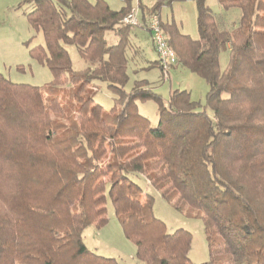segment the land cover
I'll list each match as a JSON object with an SVG mask.
<instances>
[{
  "label": "trees",
  "instance_id": "16d2710c",
  "mask_svg": "<svg viewBox=\"0 0 264 264\" xmlns=\"http://www.w3.org/2000/svg\"><path fill=\"white\" fill-rule=\"evenodd\" d=\"M28 1L29 23L45 42L30 56L53 81L16 84L0 73V264H118L92 252L83 236L108 224L110 205L139 261L192 264L193 235L168 232L141 179L175 210L202 220L204 264H264V0H218L241 11L233 31L220 27L207 0H194L198 40L162 23L178 65L209 85L213 116L188 91L171 92L166 103L146 81L126 91L132 28L122 20L132 0L120 11L104 0ZM184 1L158 0L143 9L145 24ZM67 46L77 47L85 70L74 71ZM95 82L114 94L111 110L95 101ZM148 101L158 105L156 127L139 111Z\"/></svg>",
  "mask_w": 264,
  "mask_h": 264
},
{
  "label": "rangeland",
  "instance_id": "374dc122",
  "mask_svg": "<svg viewBox=\"0 0 264 264\" xmlns=\"http://www.w3.org/2000/svg\"><path fill=\"white\" fill-rule=\"evenodd\" d=\"M95 4L97 0H88ZM114 11H120L124 6V0H104ZM158 0H132L131 11L138 9V18L142 27L132 28L129 31V43L127 48L128 73L130 81L126 87L129 92L137 81H146L154 92L160 95L166 103L170 93L176 90L188 91L194 101L202 105V110L209 116H213L210 108H207L206 97L210 90L207 82L192 73L185 67L178 65L170 71L169 79L162 75L154 66L157 55L152 49L150 35L143 31L145 20L144 11L152 9ZM207 5L212 10L222 29L233 31L238 28L241 11L233 9L224 10L218 0H207ZM34 10V5L28 0H0V73L16 84H28L37 87H45L53 81L50 70L33 60L30 50L37 46H44V38L30 25L27 14ZM130 11V12H131ZM148 16V15H147ZM159 16L164 25L176 24L180 32L190 36L194 40L199 39L198 10L194 0L176 2L164 6L159 11ZM110 46L117 45L119 37L112 32L105 34ZM73 64L74 71H83L89 63L84 61L75 46L66 47ZM229 64V50L222 51L220 67L225 71ZM91 93L95 101L104 107L106 111L114 107L115 96L111 89L103 82H95L91 86ZM224 98L229 95L224 93ZM139 111L151 122L152 127L159 123L158 105L154 101L139 103ZM148 192L155 197L154 214L163 221L169 233L178 229H185L193 235L190 260L192 264H204L209 262L210 255L205 235L204 225L201 219L195 216L187 217L169 205L156 191L146 186L144 179L139 180ZM108 224L98 229L90 226L84 232L86 246L95 254L115 259L118 264H145L136 257V246L129 241L123 231L114 208L109 206Z\"/></svg>",
  "mask_w": 264,
  "mask_h": 264
},
{
  "label": "built area",
  "instance_id": "2783aa9c",
  "mask_svg": "<svg viewBox=\"0 0 264 264\" xmlns=\"http://www.w3.org/2000/svg\"><path fill=\"white\" fill-rule=\"evenodd\" d=\"M122 24L131 28L142 27L138 18V9L133 8L132 11L123 18ZM146 27L152 36L154 49L158 55L160 69L167 80L169 79L170 71L178 65V56L170 46L168 36L163 29L159 15L154 14L150 16Z\"/></svg>",
  "mask_w": 264,
  "mask_h": 264
},
{
  "label": "crops",
  "instance_id": "0c3cea01",
  "mask_svg": "<svg viewBox=\"0 0 264 264\" xmlns=\"http://www.w3.org/2000/svg\"><path fill=\"white\" fill-rule=\"evenodd\" d=\"M142 30L143 31H146L147 33H148V35H150V39H151V43H152V49H153V51H154V53L157 55V53H156V51H155V49H154V44H153V41H152V36H151V34H150V31L148 30V28L146 27V24L144 25V28H142ZM135 31V29H132V32H134ZM131 32V31H130ZM114 34V33H113ZM115 35V34H114ZM115 36H117V35H115ZM118 37V36H117ZM157 62H158V55H157ZM156 62V63H157ZM157 66V68L161 71V69L158 67V65H156ZM178 67V65L177 66H175L174 68H177ZM173 68V69H174ZM161 73H162V71H161ZM162 75H163V73H162ZM171 94V93H170Z\"/></svg>",
  "mask_w": 264,
  "mask_h": 264
}]
</instances>
